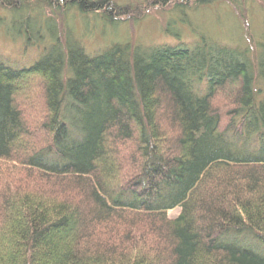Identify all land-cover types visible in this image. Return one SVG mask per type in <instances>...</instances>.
<instances>
[{
	"label": "trees",
	"instance_id": "trees-1",
	"mask_svg": "<svg viewBox=\"0 0 264 264\" xmlns=\"http://www.w3.org/2000/svg\"><path fill=\"white\" fill-rule=\"evenodd\" d=\"M215 3L143 44L114 0H0V264H264V0L248 44L194 33Z\"/></svg>",
	"mask_w": 264,
	"mask_h": 264
},
{
	"label": "rangeland",
	"instance_id": "rangeland-1",
	"mask_svg": "<svg viewBox=\"0 0 264 264\" xmlns=\"http://www.w3.org/2000/svg\"><path fill=\"white\" fill-rule=\"evenodd\" d=\"M118 4L127 7V19L131 20L128 25H124L118 31V37L120 39L131 38L137 42H142L143 44H151L155 42L161 43L164 38V29L170 20H176L178 17L172 12L171 7H156L151 4L154 0H114ZM241 1V0H240ZM214 6L209 7L210 9H203L199 15H189V19L192 22V28L196 35L200 34L202 36L204 32L208 33L213 38L218 37L221 41H226L227 43H234L235 41L242 40L245 43L257 42L260 40V28H261V15L259 12L260 0L252 1H241L243 3L242 9L235 7L233 3H228L224 0H215ZM253 2V3H252ZM243 13H239L238 11ZM51 10L47 11L45 14L50 15ZM247 13V14H246ZM60 14V13H59ZM243 14V15H242ZM138 20L139 23L132 24V21ZM176 28L179 29L183 41L190 40L189 27H183L182 24L177 23ZM198 26L201 27V30ZM191 30V29H190ZM208 37V36H207ZM242 38V39H241ZM99 42V41H97ZM20 41L13 42L11 39L5 38L0 32V50L9 53V51L15 52L19 50L18 45ZM103 45L101 43H96L92 47L100 49ZM36 55V54H33ZM32 91L25 94L24 98L21 100V105L26 107L33 117L32 121L43 122L45 115L42 113L44 110L42 102L35 97L32 101L31 96ZM30 96H27V95ZM27 96V97H26ZM213 106L219 109L220 113L224 115V121H222V126L226 127L229 124V105L226 102L225 97L222 93H219L212 103ZM40 112V113H39ZM39 113V114H38ZM36 114V115H35ZM31 123V121H29ZM32 125V123H31ZM31 134H33L31 132ZM37 135V134H35ZM131 147H123L122 149V159H123V170L121 176L127 178L132 170L129 169L128 155L130 154ZM132 151V150H131ZM129 153V154H128ZM121 182V181H120ZM179 210H173L170 213L171 217H176Z\"/></svg>",
	"mask_w": 264,
	"mask_h": 264
}]
</instances>
